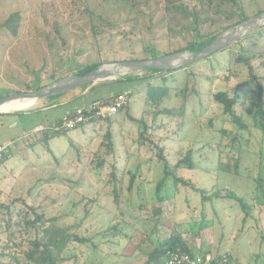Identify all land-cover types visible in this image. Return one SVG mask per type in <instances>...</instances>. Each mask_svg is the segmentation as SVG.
Returning a JSON list of instances; mask_svg holds the SVG:
<instances>
[{
  "label": "rangeland",
  "instance_id": "374dc122",
  "mask_svg": "<svg viewBox=\"0 0 264 264\" xmlns=\"http://www.w3.org/2000/svg\"><path fill=\"white\" fill-rule=\"evenodd\" d=\"M173 1L0 0V98L49 85L54 74L62 78L93 63L151 59L201 40L193 31L195 20L188 17L193 15L190 1ZM240 3L250 16L264 9V0ZM233 9L227 5L200 13L201 34L215 32ZM15 13L17 36L4 27ZM212 21L217 27L210 26ZM252 49L247 56L254 57L251 63L264 87V38ZM238 54L235 45L182 70L83 87L42 100L30 111L0 115V144L14 141L10 158L0 165V176L7 178L0 185V264H27L25 254L36 237L46 243L65 232L86 242L69 243L58 264H143L149 239L173 233L210 258L229 253L239 264H264V134L253 127L249 111L256 90L241 85L249 75L235 61ZM148 84L168 88L160 106L148 101ZM235 91L241 95L237 111L247 131H239L213 99L218 92L233 96ZM120 92L129 94L128 111L70 131L48 148L43 144V129L67 112ZM128 116L142 120L145 128ZM160 150L169 169L197 189L231 191L254 206L246 223L237 203H204L200 193L174 187L172 179L161 193L170 199L161 203L156 197L164 177ZM188 151L195 168L177 169ZM237 158L240 175L219 170L228 166L234 171ZM30 208L51 220L37 225L39 230L48 226V234L26 225L35 220ZM203 223L208 227L199 229ZM113 226L120 235L105 236Z\"/></svg>",
  "mask_w": 264,
  "mask_h": 264
},
{
  "label": "trees",
  "instance_id": "16d2710c",
  "mask_svg": "<svg viewBox=\"0 0 264 264\" xmlns=\"http://www.w3.org/2000/svg\"><path fill=\"white\" fill-rule=\"evenodd\" d=\"M179 1H183V0H175L171 3L172 5H176V4H179ZM189 1L193 6L192 8H190L193 10V15H189L188 17L190 19L195 20L196 28L193 29V31L195 33V37L200 38L201 40L190 42L186 47L179 48L171 53H175V52H179L183 50H192V49L205 46L209 44L212 40H214L216 36L222 31L232 27L235 24H238L239 22L243 20L249 19L255 15H258L259 13H262L264 11V9H260L254 15L250 16L245 12L244 6L242 5V3H240V0H189ZM218 1H219V4H216ZM227 5H231L235 7V9L230 10V12L225 15V18L222 19L224 20L225 24H220V26L216 28L215 32L202 35L201 34L202 28L200 27V24H199V20H200L199 14L200 13L207 14L212 10L213 7H216L217 10H220V9H223ZM197 9H204V10L202 12L201 11L198 12ZM201 22L205 25L209 24L207 23L209 22L208 20L207 21L203 20ZM214 25H216L217 27L218 24L217 22L212 21V24H210V26H214ZM4 27H6L13 36H17V31L19 28V15L17 13L12 14L4 23ZM263 38H264V27L256 31L255 33L249 35L248 37L244 38L238 44H236V46H239V54L237 58L235 59V61L237 63L243 64L248 70L249 81L244 82L241 85L242 86L251 85L256 90L257 100L254 103V110L249 111V113L252 118L253 127L255 129L261 130L262 133L264 134V87L259 81L258 76L255 72V68L253 67L251 63L254 57L247 56V54L252 53L253 51L252 48L256 47L259 44V41L262 40ZM154 52L155 51H152L151 53L153 54ZM171 53H166L163 55H168ZM153 55H152V58L156 56V55L155 56ZM148 59L150 58H148L147 56H144L141 59H130V60L114 61V62H135V61H144ZM105 63H112V62H105ZM101 64H104V63L103 62L93 63L91 65H88L78 70L74 74L87 73L91 70L96 69ZM157 73H170V72H151L152 75L157 74ZM54 75L51 77L52 81H56L60 78L59 76H54ZM58 75L61 76L62 73H59ZM107 83H113V82H107ZM102 84H105V83H102ZM40 88H42V86L40 85H37L34 88L27 87V91L25 92H31L33 90H37ZM126 95L129 99V94L127 93ZM167 95H168L167 87L165 86L160 87V86L148 84L146 96H147L148 101L152 105L160 106L162 100ZM213 99L220 106H222L224 115L228 117L230 122L233 123L239 131L248 130V125L244 122L243 116L237 111V106H239L240 100H241V95L238 91H235L233 96H230L226 92H218L214 95ZM109 100L110 98L108 99L106 98V99H102L101 101L103 103H108ZM128 108H129V105L123 111H128ZM84 116L87 119V121L80 124L73 130L84 128L88 125H95L100 122L110 121L112 119V117H110L103 121L102 119L95 118L93 114H89V113H84ZM128 118L133 122H140L142 124L144 123L142 120L134 119L131 116H128ZM61 119L62 118L57 120L53 126H50L49 128H45L43 129V132H41V140L47 148L49 147V142L51 140L58 138L62 135H65L66 133L70 131H73V130H63L61 128V125H62ZM143 126L145 128L144 124ZM106 135L108 138H110V132H108ZM161 151L162 150H160L159 161L164 170V173H163L164 177L157 183V186H156V197L161 203H164L165 201L170 199L169 195L161 196V193H162L163 188L165 187L167 180L172 179V183L174 187H178L179 185H182L183 187H189L192 190L200 193L202 197V201L204 203L213 201V200L214 201L230 200V201L237 203L240 206V209L245 216V218L243 219V223H246L247 218L251 215L249 212L250 210H253L255 208L254 206L251 207L247 201H245L243 198L237 196L234 192H231V191H228L226 192L225 195H222V190H219V189L213 190L211 194H208L206 191L202 189H197L195 186L190 184L188 181L176 176V174L169 169L168 161L165 159L163 155H161ZM191 155H192L191 152L188 151L187 156L181 162L177 164L176 168L193 170L195 166L192 162ZM9 158L10 157H7L3 162L0 163V165L3 164L5 161H7ZM238 160L239 159L237 158L233 162L234 171H231V169L228 166H226L225 168L224 166H222L219 168V170H222L223 173H232L235 175H240V172L238 170V163H239ZM115 177L116 176L112 174L113 180L117 182V179ZM132 186H133V178L130 182L129 190H131ZM114 195L117 200L118 191L116 189L114 190ZM1 207H4V206L0 205V208ZM30 209L34 213L35 220L33 221L27 220L26 225L28 227L34 228L35 233H39V231H41V233L45 235L48 234L50 231V228H48V226H46L43 230H39L40 228L37 227V225L38 223H40L41 227H44L47 224V222L50 223L51 220H47L44 214H37L34 208H30ZM200 227L201 228L199 229H204L208 227V225L203 223L202 225H200ZM104 235L105 236L120 235V230L116 226H113L112 228H109ZM72 242L84 244L86 241L84 239L79 238L77 235L70 234L68 232H65L63 233V235H60L58 240L49 241L46 243H44L42 240L36 237L35 240L31 242V245L33 247L32 250L25 254L26 263L27 264H58L59 261L62 259V254L64 252V249L69 243H72ZM148 243H149L148 244L149 247L147 249V254H145L146 260L144 261L143 264H169L170 256L173 254H189L190 256L198 255L202 257L203 259H206L207 257L210 256L209 253L205 252L204 250L196 251L195 249L191 248L188 242L183 238L182 234L180 233H173L163 240L150 241L149 239ZM139 251L141 250L139 249ZM15 261H16V264H24L18 260H15ZM210 264H239V262L237 259H234L229 253H225V254H219L216 257L211 258Z\"/></svg>",
  "mask_w": 264,
  "mask_h": 264
},
{
  "label": "water",
  "instance_id": "95a60500",
  "mask_svg": "<svg viewBox=\"0 0 264 264\" xmlns=\"http://www.w3.org/2000/svg\"><path fill=\"white\" fill-rule=\"evenodd\" d=\"M264 27V11L219 33L209 44L144 61L112 62L101 64L84 74H71L31 92H16L0 98V115L30 111L40 101L69 94L77 89H92L102 83L137 78L136 75L151 72H174L196 64L206 58L235 46L241 40ZM22 107L7 108L14 104Z\"/></svg>",
  "mask_w": 264,
  "mask_h": 264
},
{
  "label": "built area",
  "instance_id": "2783aa9c",
  "mask_svg": "<svg viewBox=\"0 0 264 264\" xmlns=\"http://www.w3.org/2000/svg\"><path fill=\"white\" fill-rule=\"evenodd\" d=\"M128 105L129 99L126 93L111 95L108 103L96 101L86 107L78 108L73 112H67L61 119V128L63 130L75 129L77 126L87 121L84 113L93 114L95 118L105 120L125 110ZM9 151L10 145L0 146V163L9 157ZM210 262V257L203 259L198 255L190 256L189 254H173L170 256L169 260V264H210Z\"/></svg>",
  "mask_w": 264,
  "mask_h": 264
},
{
  "label": "crops",
  "instance_id": "0c3cea01",
  "mask_svg": "<svg viewBox=\"0 0 264 264\" xmlns=\"http://www.w3.org/2000/svg\"><path fill=\"white\" fill-rule=\"evenodd\" d=\"M120 93H122V92H120ZM120 93H117V94H120ZM111 95H115V94H111ZM101 100V99H100ZM96 101H99V100H96ZM64 102H66V101H64ZM94 102V101H93ZM92 102V103H93ZM91 104V103H90ZM90 104H88V105H90ZM88 105H86V106H88ZM14 141H8L7 143L6 142H4L3 144H0V146L1 145H10L11 143H13ZM4 181H7V178H6V176H0V185L2 184V182H4Z\"/></svg>",
  "mask_w": 264,
  "mask_h": 264
},
{
  "label": "bare ground",
  "instance_id": "6f19581e",
  "mask_svg": "<svg viewBox=\"0 0 264 264\" xmlns=\"http://www.w3.org/2000/svg\"><path fill=\"white\" fill-rule=\"evenodd\" d=\"M144 75V74H143ZM23 106V104H14V105H11V106H9V107H7V108H17V107H22Z\"/></svg>",
  "mask_w": 264,
  "mask_h": 264
}]
</instances>
